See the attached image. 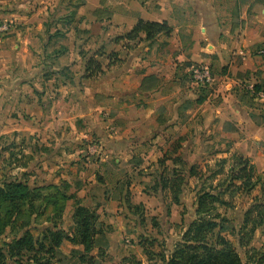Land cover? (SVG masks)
<instances>
[{
  "label": "crops",
  "instance_id": "0c3cea01",
  "mask_svg": "<svg viewBox=\"0 0 264 264\" xmlns=\"http://www.w3.org/2000/svg\"><path fill=\"white\" fill-rule=\"evenodd\" d=\"M236 3L234 16L224 0H0V21L13 24L0 38V135H37L40 147L54 148L41 161L73 175L84 205L115 226L113 239L126 226L125 199L104 182L117 188L135 149L154 163L160 185L164 160H186L193 129L200 150L237 153L263 171L264 106L249 89L264 90V1ZM140 19L167 22L172 32L124 37ZM91 58L104 72L85 78ZM201 63L212 80L196 87L189 70ZM177 148L183 158L171 154ZM165 193L161 185L140 201L162 207Z\"/></svg>",
  "mask_w": 264,
  "mask_h": 264
},
{
  "label": "rangeland",
  "instance_id": "374dc122",
  "mask_svg": "<svg viewBox=\"0 0 264 264\" xmlns=\"http://www.w3.org/2000/svg\"><path fill=\"white\" fill-rule=\"evenodd\" d=\"M241 1L244 2V5L264 0ZM224 5L227 12L234 16L239 11H237L236 0H224ZM61 72L63 75H70L69 69H62ZM36 136L24 133L17 137H14L12 133L0 135V185L18 180L27 183L31 188L43 187L42 192L53 191V189L45 187L56 185L62 191L67 190L68 194L78 196L76 189L81 187L79 182L73 180L72 183H69L68 181V178L73 175L63 177L58 173L60 168L52 169V166L41 161V158L49 156L54 148L45 145H43L45 147H40V138ZM196 137L197 133L195 134V129H193V132L188 134V138H192V146L184 152L186 160L177 162L174 167L167 165L164 160V165L160 166L161 173L159 175L161 176L185 178L179 193V204L175 203L177 192L174 193L175 190L170 187V184L164 189L166 191L165 206L154 207L140 201L139 194L141 192L149 196L155 195L161 185L157 183V174L153 172L154 163H151V160L148 163L143 160L144 163L139 161L142 157L139 156L138 149L131 153L133 156L132 171H127L128 167H124L118 174L121 181L114 191H112L110 179L107 180L109 183L104 182L106 183L104 189H107L111 197L119 199L121 196L122 202L125 199L123 215L126 226L121 236L113 239L115 226L107 224L102 219V215L98 213V228L103 231L100 236H106L108 241H103L105 252L103 256L98 259L94 257V261L90 264H165L164 257L168 258L180 244L185 242V233L190 225L200 218L197 213L198 197L203 191L219 195L225 202V205L216 204V209L212 213L201 216L205 220H214L220 223V226L209 234L208 242L211 245H216L219 236H222L234 244L244 264H264V170L258 171L255 167L248 185L251 187L239 188L242 180L236 177L240 168L237 166L236 156L240 155L237 153L225 155L215 149L200 150L198 143H195ZM35 140L37 141L35 142ZM261 149L264 150L262 146ZM202 151L204 153L199 156ZM153 152L152 148L144 150V153L148 154V158L157 156ZM174 153L177 154V158H183L182 155H179L183 154L179 148L172 149L171 154ZM81 156L76 158V161L74 160V163L80 164L79 166L83 160L85 161V157L83 159ZM243 158L247 157L243 156ZM248 159L253 164V159ZM170 161L172 164L173 158ZM79 198L84 205V199ZM88 198L89 196H85L86 201ZM95 202L99 203V201ZM65 204L62 219L57 223L59 228L71 234L75 229L72 218L75 199H70ZM36 205L38 214H33L30 217V228L35 237L41 238L45 229L52 225L48 218L53 216V213L50 209L52 207L45 209L42 199L37 200ZM67 208L70 209L69 212ZM91 208L97 210V208ZM41 211L44 213L40 214ZM258 212L262 215H259ZM20 231L18 228L9 227L0 237V245L6 253L9 250L8 244L16 234H20ZM72 246L69 241H65L56 257L51 258V262L53 264H82L79 251H74L78 249H74ZM95 252L97 251L95 250L93 254ZM30 256L27 254L22 258L10 257L8 259L11 264H36Z\"/></svg>",
  "mask_w": 264,
  "mask_h": 264
},
{
  "label": "trees",
  "instance_id": "16d2710c",
  "mask_svg": "<svg viewBox=\"0 0 264 264\" xmlns=\"http://www.w3.org/2000/svg\"><path fill=\"white\" fill-rule=\"evenodd\" d=\"M171 32L172 28L167 22L160 23L140 19L124 37L135 40L139 38L140 33H145L148 40L155 38L160 33L170 34ZM103 72L101 63L91 58L87 64L85 78H92ZM202 100L199 98L198 103ZM236 158L238 159L237 166L240 167L236 177L242 180L239 188H250L251 186L248 185L255 166L250 163L248 158H243L241 155ZM184 179L181 176H177V178L162 176L163 189H166L170 184V187L175 190L174 193L177 192L175 195L176 204L180 203L179 193L184 185ZM45 188L53 189V191L42 192L43 187L31 188L27 183L18 180L0 185V237L9 227L21 230L20 234H16L8 244L7 253L0 245V264H11L8 258H22L27 254L31 255L30 257L36 264H53L51 258L56 257L65 241L83 247V250H74L79 251L82 264H90L94 261L93 252L95 250L98 251L97 256L102 257L105 253L103 241H108V238L104 235L100 236L103 231L98 228L99 214L97 210L83 205L76 194H68L67 190L62 191L56 185H49ZM39 199L43 200L46 210L52 207L50 209L53 213V216L48 218L52 225L45 229L41 238L35 237L30 228V217L33 214H38L36 201ZM70 199H75L72 216L75 229L74 233L68 234L64 229L58 227L57 221L62 219L65 203ZM127 201H129L128 198ZM216 204L225 205L219 195L207 191H203L199 195L197 213L200 218L190 225L184 236L185 242L180 244L168 258L164 257L165 264H244L230 240L219 236L216 245H211L207 240L209 234L219 227L220 223L214 220H205L201 216L212 213L216 209ZM43 213L41 211L40 214ZM258 213L262 215V213Z\"/></svg>",
  "mask_w": 264,
  "mask_h": 264
},
{
  "label": "built area",
  "instance_id": "2783aa9c",
  "mask_svg": "<svg viewBox=\"0 0 264 264\" xmlns=\"http://www.w3.org/2000/svg\"><path fill=\"white\" fill-rule=\"evenodd\" d=\"M11 21H0V38L5 36L12 28ZM259 54L263 56L261 66L264 69V46L258 50ZM190 78L194 86L205 87L212 80V69L209 64H197L189 70ZM250 95L264 106V90H256L253 87L249 89Z\"/></svg>",
  "mask_w": 264,
  "mask_h": 264
}]
</instances>
